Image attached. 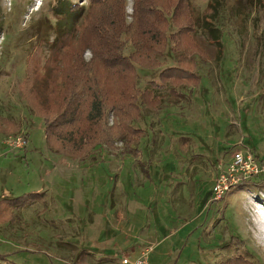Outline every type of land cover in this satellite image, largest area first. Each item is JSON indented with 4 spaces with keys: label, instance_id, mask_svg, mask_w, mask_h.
<instances>
[{
    "label": "rangeland",
    "instance_id": "1",
    "mask_svg": "<svg viewBox=\"0 0 264 264\" xmlns=\"http://www.w3.org/2000/svg\"><path fill=\"white\" fill-rule=\"evenodd\" d=\"M152 1L169 20V41L155 58L162 68L138 66V87L161 98L154 107L138 103L133 125L145 135L133 147L141 153L124 152L119 142L78 159L50 146L31 101L54 69L60 106L63 75L80 63L82 27L63 47L56 23L76 5L83 10H73V20L85 25L91 1L0 0V264H121L143 253L150 264H220L239 255L264 264L256 221L264 210V0ZM124 5L132 29L120 42L130 55L136 1ZM177 29L179 44L171 39ZM82 53L86 63L94 58L90 48ZM179 64L200 81L152 85L163 68ZM105 68L100 80L110 89L118 84ZM174 89L182 97H171ZM239 151L261 169L250 182L229 171ZM34 192L43 197L33 205L4 202Z\"/></svg>",
    "mask_w": 264,
    "mask_h": 264
},
{
    "label": "trees",
    "instance_id": "2",
    "mask_svg": "<svg viewBox=\"0 0 264 264\" xmlns=\"http://www.w3.org/2000/svg\"><path fill=\"white\" fill-rule=\"evenodd\" d=\"M90 1L91 9L89 15L84 18L85 25L79 26L73 20L72 11L83 10L82 7L76 5L66 9L68 11H66V17L56 23V28L60 29L57 43L62 42L63 47L70 44V38L74 39L75 32L82 27L77 46V59L80 63L68 70L71 75H63L67 80V87L60 96V106L55 107L56 103L52 97L56 94V91L52 89L55 85L53 82L56 81L54 77L56 70L54 69L51 80L44 82V79L40 77L41 83L36 86L38 92L35 94L40 99L34 98L31 103L38 117L44 120L48 143L59 154L83 159L90 151L101 145L116 148L117 143L123 142L124 152H132L139 156L140 149L133 147V144L139 143L145 135V130L133 125L142 112L139 101L154 107L159 105L161 98L159 99L153 90L141 91L138 87V66L149 70L162 68L163 64L155 58L158 54H162L159 50L163 48L165 40L169 41V37L163 29L164 24L169 20L162 13L159 4L152 0H135V19L138 24L135 32L138 34L131 39L132 52L130 55H125L123 50L126 46L120 42V37L123 33H130L132 29V26H128L125 21V0ZM179 8V4L172 8L173 16H177ZM60 9L63 13L64 8ZM140 23L141 25H139ZM179 30L177 29L171 37L176 40L177 44L180 41L178 38L182 36ZM54 48H52L53 51ZM85 48H90L94 52V58L90 63H86L83 58L82 52ZM195 48L198 50V47ZM73 52L67 53L69 57H72ZM34 56L29 58V62L31 58L34 60ZM50 57H54V55L51 54ZM182 62L180 60V63ZM97 64L106 67L105 71L116 77L118 85L112 83L110 89L102 86L103 80H100L102 71ZM39 75L37 73L36 77ZM199 81L200 78L197 74L189 72L179 64V66L163 68L159 74V82L154 81L152 85L157 86L161 83L176 87ZM171 93L173 94L171 97H182L175 89ZM111 111H113V123L109 121ZM2 121L10 127L14 126L15 131L21 129L19 122L15 126L9 118L2 117ZM259 183L263 185L264 181ZM42 197L41 192H34L14 198V200L6 198L4 202L8 201L10 205L8 203L7 205L11 208H24L33 205ZM220 264L253 263L247 257L239 255Z\"/></svg>",
    "mask_w": 264,
    "mask_h": 264
},
{
    "label": "built area",
    "instance_id": "3",
    "mask_svg": "<svg viewBox=\"0 0 264 264\" xmlns=\"http://www.w3.org/2000/svg\"><path fill=\"white\" fill-rule=\"evenodd\" d=\"M25 144L26 142H22L21 145ZM229 171L232 172V174L241 172L243 174V178L245 180H251V178H254L260 174V167L258 163L255 161V158L252 155H245L243 152L239 151L235 154L233 158V162L229 167ZM232 179L225 180L223 183L224 187L221 188V191L228 188L227 183L230 182ZM237 183V181L235 182ZM122 264H150L147 254L143 253L140 256H138L135 260H131L129 258H123Z\"/></svg>",
    "mask_w": 264,
    "mask_h": 264
},
{
    "label": "bare ground",
    "instance_id": "4",
    "mask_svg": "<svg viewBox=\"0 0 264 264\" xmlns=\"http://www.w3.org/2000/svg\"><path fill=\"white\" fill-rule=\"evenodd\" d=\"M262 213L256 218L257 223L260 225L259 229L264 233V210H260Z\"/></svg>",
    "mask_w": 264,
    "mask_h": 264
},
{
    "label": "crops",
    "instance_id": "5",
    "mask_svg": "<svg viewBox=\"0 0 264 264\" xmlns=\"http://www.w3.org/2000/svg\"><path fill=\"white\" fill-rule=\"evenodd\" d=\"M142 246V245H141ZM143 248V247H142ZM134 253V252H133ZM122 264V259L119 261Z\"/></svg>",
    "mask_w": 264,
    "mask_h": 264
}]
</instances>
